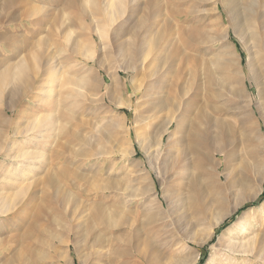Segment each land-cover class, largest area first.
<instances>
[{
    "label": "bare ground",
    "instance_id": "obj_1",
    "mask_svg": "<svg viewBox=\"0 0 264 264\" xmlns=\"http://www.w3.org/2000/svg\"><path fill=\"white\" fill-rule=\"evenodd\" d=\"M194 1L201 6H213V11L218 13H221L222 9L228 15V25L223 28L222 36H219L221 38L219 40L222 41L219 48L222 49L229 42L230 32L234 31L248 53L247 72L250 73V80L257 88L255 102L247 87H243L246 71L243 70L244 66L235 46L230 55L235 59L240 70L238 68L231 76L229 75L230 79L227 73L231 62L224 60L220 53L212 61H204L202 64L190 59L189 63L181 67L175 83L172 82L174 86L168 91V96L166 90L158 91L166 82L164 80L168 79L172 69L167 68L164 71L163 67L158 68L155 63L149 62L162 59V55L169 52L175 35L180 31L173 34L172 27H169L172 26L171 23L164 16L165 14H162L163 26L154 33L161 24L158 20L161 14L158 12L156 0H147L144 7L140 5V0H54L52 2L64 4V8L61 9L63 11L57 12L55 16L52 13L42 14L43 9L36 6L25 10L22 20L35 21L32 23L34 30L31 28L33 32H29L27 37L22 39L19 55L6 59L0 69V155L11 162V168L5 169L7 175L12 172L21 174L20 179H17L19 187L17 186L15 195L30 191L31 187L27 182L31 179L30 170L36 171L41 168L43 154L40 151L47 145V138L54 137L50 134L56 132L55 130L58 129L56 127L64 122L73 125L79 107L90 104L94 108L95 104H102L107 100L117 107L139 109L135 122L141 127L134 129V137L129 129L126 134V143L133 147L130 156L134 155L133 140L136 139L139 147L143 149L147 132L153 121L163 116L165 121L161 127V139L170 132L173 125H175L173 134L186 135L185 138L177 141L178 143L176 142V154L166 150L167 155L158 167L164 177L166 189L170 190L168 196L165 193L164 200L168 203L167 211H173L171 220L176 228L182 231L190 229L193 232L201 220H207L214 232L218 224L233 211L228 207L226 197L241 195L239 204H242L247 197L241 187L254 183L258 186L256 192L262 190L264 186V162L261 150H264L262 128L264 124V0ZM5 3L9 10L15 6L23 7L31 4L29 0H6ZM87 6H90V10ZM67 9L70 12L68 18L66 17L68 12H64ZM9 17V15L2 17L0 21L7 22ZM221 20L224 22L223 19ZM127 23H131L132 28L125 34H120ZM221 24L218 28H221ZM48 27L50 31L45 36L44 29ZM107 27L109 29H106ZM163 27L167 28V32L162 30ZM73 30H77L74 31L77 35L74 44ZM221 30L218 29L220 32ZM1 42L6 47L8 42L14 43V40L0 33ZM3 52L9 55L6 50ZM22 53L25 55L23 56ZM115 55H129L134 63L121 67L117 75L121 76L122 70L128 73L133 69L136 70L137 75L142 74L139 83L134 79L131 81L135 91L142 96L138 105L128 104L117 98V91L122 89V83L116 78L117 75H113L106 68V60H110ZM200 71L210 84L216 83L219 87H223L227 82H232L243 87L241 93L247 91L249 103L246 122H229L222 119L211 121L206 111H198L194 116V104L185 101L189 94L188 90L190 91L186 84H189L191 78L196 79ZM102 72H105L109 78L108 85H106L107 78L103 77ZM6 94L9 100L2 104ZM61 110L63 112L60 119H54ZM18 116L26 117L25 123L17 122ZM249 122L251 126L247 125ZM23 125L25 127L21 128ZM118 125L115 121L108 122V130L114 132L112 137ZM250 130L255 134L256 139L251 138ZM20 136L25 139H22V144L14 140ZM213 159L217 160L219 167L225 163L226 169L219 176L220 182H217L215 192L210 196L212 198L210 204H206L204 199L207 191L201 175L206 172V165ZM55 162L59 164L57 160ZM56 164H49L51 168L46 170L48 176L45 183L49 188L58 186L60 177L64 178L63 176L68 174V170L61 172V169L59 172ZM61 193L59 191V194ZM10 199V196L0 192V213L6 214L13 210ZM214 207H220L218 212H213ZM101 218L105 216L101 215ZM242 218L235 229L239 235L249 233L251 228L250 219ZM145 220L148 239L140 236L133 240L121 239L118 236L113 238L111 254L116 262H125L134 257L142 258L153 245L152 241L160 236L162 230L156 231L152 227L155 224L153 218L147 217ZM168 238L163 243L168 245L166 253L169 256L163 264H184L186 258L182 253L183 249H179L182 245L177 247L179 243H176L172 237ZM191 242L202 245V240L191 239ZM239 244L230 245L228 249L231 253L251 252H249V247L252 246L250 241ZM6 262L11 264L12 260Z\"/></svg>",
    "mask_w": 264,
    "mask_h": 264
},
{
    "label": "rangeland",
    "instance_id": "obj_2",
    "mask_svg": "<svg viewBox=\"0 0 264 264\" xmlns=\"http://www.w3.org/2000/svg\"><path fill=\"white\" fill-rule=\"evenodd\" d=\"M52 1L54 0H29L31 4L23 7L15 6L9 10L6 8V0H0V18L10 16L8 20L6 19L7 22L0 21V33L14 40V43L8 42L6 47L2 42L0 43V69L6 59L19 55L22 39L34 30L32 23L35 21L22 20L25 10L36 6L43 9L42 14L52 13L55 16L57 12L63 11L61 9L64 8V4ZM146 1L140 0V5L144 7ZM156 4L162 19H158L161 24L154 33L163 26L162 14H165L164 16L171 23L172 26L169 27H172L173 34L180 31V37L178 33L175 35L169 52L162 55L163 57L157 56L162 59L149 62L155 63L158 68L163 67L164 71L167 68L172 69L159 92L166 90L168 96V91L174 86L172 82L175 83L181 67L189 63L190 59L202 64L204 61H212L220 53L224 60L231 62L227 73L230 79L229 75L231 76L238 68L240 70V67L237 68L235 59L230 55L235 46L244 66L243 70L246 71L243 87H247L252 99L256 101L257 88L250 80V73L247 72L248 53L234 31L230 32L227 46L219 48L222 42L219 39L228 25V15L222 9L221 13H218L213 11V6H201L194 0H174V2L173 0H156ZM87 7L90 10V6ZM64 12H68V9ZM69 14L70 12L66 15L67 18ZM143 14L144 12L141 13ZM219 24L221 28H218ZM124 27L120 34L130 30L132 24L127 23ZM49 28L44 29L45 36L49 33ZM218 29H222L221 32ZM162 30L167 32L165 27ZM74 31H72L73 44L77 36ZM5 50L9 55L3 52ZM22 55L25 54L22 53ZM152 56L153 54L150 58ZM106 61V68L113 75H117V71L123 66L134 65L129 55H115ZM201 74H203L202 71L196 79L189 80L188 77L189 84H186L192 92L187 89L189 94L185 101L194 104V116L198 111H206L211 121L222 119L229 122H246L249 103L247 91L241 93L240 90L243 87L232 82H227L223 87L215 83L216 87L208 83L204 74ZM102 75L105 79L107 78L105 72H102ZM141 75H137L136 70L133 69L128 73L122 70L121 76H116L122 83V89L117 91L119 100L138 105L142 96L135 91L131 81L133 79L135 82L140 81ZM108 81L109 78L106 79V85ZM182 89L183 84L181 92ZM8 97L6 94L2 104L9 100ZM160 97L163 96L160 95ZM84 106L78 108L76 122L73 125L64 122L56 127L58 129L55 133H48L54 137L47 138V145L40 151L43 154L41 168L36 171L30 170L31 179L27 182L30 183L28 185L31 188L28 193L22 192L15 195L19 187L17 179H20L21 174L12 172L7 175L5 169L11 168V162L0 155V192L10 196V205L13 207V210L6 214L0 213V264H7L8 260H12L11 264H163L169 256L166 253L168 245L163 243L169 239L168 237H172L176 243H179L177 247L182 245L183 248L179 247V249H183L182 253L186 258L184 264H264V186L259 192H256L255 189L258 186L254 183L241 187L240 189L247 197L242 204H239L241 195L226 197L227 205L233 211L218 224L214 232L207 220H201L193 232L190 229L182 231L176 228L171 220L173 211L166 209L168 203L164 200V195L166 193L168 196L170 190L166 189L164 177L158 167L167 155L166 150L176 154L175 144L186 135L173 134L175 132V125H173L170 132L161 139V127L165 121L163 116L153 121L147 132L143 149L139 147L136 139L133 140L134 155L130 156L133 147L126 143V134L129 129L134 137V129L141 127L135 122L139 109L117 107L108 100L102 104H95L94 108L90 104ZM254 108L256 109L255 105ZM102 110L105 112L103 113ZM58 112L54 119H60L63 111ZM257 116L261 118L258 113ZM26 120V117L16 118V121L21 123H25ZM110 121L119 124L113 137L114 132L107 128ZM247 125L251 126V123ZM23 127L25 126H21ZM262 128L264 130V124ZM250 133L251 138L256 139L251 130ZM22 139L25 140L20 136L14 140L21 143ZM261 150L264 162V150ZM56 160L59 164H56ZM48 163L56 164L58 171L68 170L64 178L58 177L60 180H58V186L52 188L45 183L47 171L51 168ZM224 165L225 163L219 167L217 160L213 159L206 165V172L201 175L202 183L207 191L204 199L206 204H210L209 201L212 199L210 196L214 194L217 182H220L219 176L226 169ZM224 176L223 174V181ZM59 191L62 193L59 194ZM252 203L254 206L240 211ZM98 204L102 206H93ZM219 208L214 207L212 210L218 212ZM101 215L105 218H101ZM147 217H152L155 221L153 229L162 230L160 236H157L154 242L152 241L153 245L142 258L134 257L125 262H116L111 254L113 238L118 236L121 239L133 240L140 236L148 239L145 232ZM242 217L250 219L249 227L251 228L249 233L239 235L235 229L239 221L243 219ZM227 221L229 224L223 226ZM191 239L202 240V245L191 242ZM249 241L252 243L249 247L251 252L248 253L250 256L245 253H231L228 249L230 245H240L241 242ZM130 260L132 261L129 262Z\"/></svg>",
    "mask_w": 264,
    "mask_h": 264
},
{
    "label": "trees",
    "instance_id": "obj_3",
    "mask_svg": "<svg viewBox=\"0 0 264 264\" xmlns=\"http://www.w3.org/2000/svg\"><path fill=\"white\" fill-rule=\"evenodd\" d=\"M252 206H254L253 203H252V205H249V206H245V207H243L242 209H240V211H242V210H246V209H248V208H251ZM227 224H229L228 221H227L223 226H225V225H227Z\"/></svg>",
    "mask_w": 264,
    "mask_h": 264
}]
</instances>
